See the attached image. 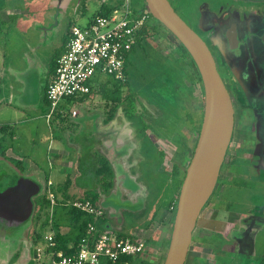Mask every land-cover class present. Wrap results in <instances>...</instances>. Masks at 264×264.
Here are the masks:
<instances>
[{
	"label": "rangeland",
	"instance_id": "374dc122",
	"mask_svg": "<svg viewBox=\"0 0 264 264\" xmlns=\"http://www.w3.org/2000/svg\"><path fill=\"white\" fill-rule=\"evenodd\" d=\"M79 1L0 0L1 6L17 8L23 13H21L23 16L22 23H20L18 29L7 28V33L0 35L1 41H4L5 57H7L3 60L4 64L1 68L10 70L9 67L12 66L25 72L27 71L25 69L39 65L44 76L53 52L59 48L60 41L67 37L69 28L73 25L85 24L88 20L87 14L94 15L93 7L88 9L86 15L82 16V14H79L80 11L77 12ZM169 1L176 13L203 38L215 56L218 71L232 96L236 113L234 136L224 167L220 172L217 187L208 201L209 204L202 210L198 219L199 223L193 232L185 264H241L239 254L243 252L250 255L252 260L257 257H263L264 259V216L258 215L255 219L254 217L248 219L249 211L255 207L264 208V168L256 167L258 166L257 158H255L253 163L250 161L249 155L251 152L246 149L251 144L245 138L241 125L240 104L234 92L235 90L241 91V89L238 87L237 79L232 76L229 69L233 63L231 57L223 47L222 53L214 47L217 18H221L222 15L226 18L233 13L235 18L242 19L245 5L242 4L243 0ZM140 8L141 2L132 3V9L139 10ZM222 9L225 12L221 14ZM252 10L255 12L253 8H248L247 12L250 13ZM151 21V25H156L158 31L160 30L161 32L157 35L149 30L144 42L145 52L143 48L137 47L134 52L128 55V69L131 71L134 87H131L132 90L127 87L119 89L121 100L135 89V93H133L136 113L141 116L144 123H151V119L154 118L155 120L159 114V109L156 110L154 107L156 97L159 99L166 98V94H169L171 89L166 74L164 75V80L167 82L165 88L163 81L161 83L159 81L160 78L157 79L156 76L161 74L162 68L167 66L163 60L167 57L176 59L175 61L178 63L183 53L179 49V43L173 36L163 26L159 25L158 21L153 17H151ZM215 40L219 41V38L217 37ZM183 62H179L181 67H178L176 76L180 79V82L187 86L192 96L197 99L194 105L196 108L194 117L199 121L203 113L201 83L198 77L195 76L193 67L189 65V60L186 59ZM3 78L1 91L5 92V94L1 92V95L7 96L11 94L13 97L11 107L23 112L24 117H34V120L24 122V124L21 123V125L19 122H15V126L9 125V128L0 132V145L6 147L4 152L0 150V191L14 185L21 176L35 180L40 184L41 190L34 198V213L24 227L17 230V233H12V230L7 229L0 230V232H3L0 235V264H9L16 261L18 254L14 253H19L23 249L24 235L27 230H30L28 239L31 240L32 237V245L30 242L28 244L29 263L49 264L50 254L47 253V242L41 240L39 248H42V251L36 252L37 244L33 243L35 232L40 235V238L48 233V228L45 230H40V228L42 226L46 227V225L42 224L45 220L49 222L48 219L52 213L54 218L56 217L55 219H63V225L59 230L67 232L69 227L64 223L68 216L65 212L69 208V202L62 196L61 191H58L59 187L56 184H47V176L50 173H52V176L57 175L59 181L66 178L65 174L71 171V159L78 149L77 146L68 142V134L71 133L74 134L75 138H81L78 136L81 133L80 130L82 132L91 131L95 127H98L97 130L101 131V135L106 134L109 136L111 134L106 140L105 138H100L97 157L107 158L115 171L114 188L109 192H104L98 187L99 198L97 204L103 208L104 217L111 225V230H117V233L120 232L122 234L128 233L126 235L123 234L124 237H134L145 241V251L142 254L143 257H141L151 264H162L172 229V217L174 215L172 207H174V200L177 198V185L179 180L182 179L192 157L198 137L197 127L195 126L194 129L183 127L181 133L175 130L171 132L170 136L162 128L155 127V132L146 130L147 136L152 140L153 147L157 148L155 153L149 144L148 148L141 145L142 142L145 144L147 140L142 139L141 142L138 137L140 132L138 130L135 131V127L138 126L132 123L131 119L124 117V108L127 103L118 105L115 118L117 123L111 122L109 123L111 125H104L101 121L115 106V103L113 100L105 99L100 92H91L83 100V104L77 101L76 105L71 103L68 104L67 108H64L68 110L71 106V108L77 109L78 116L70 118L71 122L69 124L72 128L68 130V128H61V126L53 127L55 133L63 136L59 137V142L63 143L62 145L64 146L63 148L60 145L58 146V151L62 150L58 160L62 161L66 171L63 173L54 169V171L51 170L52 172H50L46 161L47 143L44 147L38 145L32 147V138L38 143L36 136L39 137L47 131L43 108L39 105L36 108L21 106L18 101L20 89H14L12 86L16 77L9 76L6 73L2 76ZM103 80H107V78H103ZM116 91L118 89L112 87V85L105 89L107 93ZM185 93L187 92L185 91ZM12 112H14L12 109L0 104V127L4 123H12L9 121L17 119V116L20 115L18 112L15 114H12ZM93 116L96 118H93ZM85 117L89 118V120L86 123H82ZM52 119L50 120L51 123L54 126L57 125L58 120L53 117ZM124 121L127 124H124ZM11 129L15 132L19 130L20 135H22L18 142L19 150L15 149V152H11L13 149V142H11L13 131L9 132ZM124 130L126 133L123 132ZM171 138L174 139L175 144L172 143ZM80 143L85 145L90 143V140L86 141V139L82 138ZM136 144L138 148L135 151ZM141 146H144L142 151ZM157 150L163 151L164 157L162 160L157 156ZM245 153L248 157L243 159ZM136 160L138 161V166L136 165ZM33 164L37 169L40 170L41 168L43 171L33 172L35 168ZM174 165L179 172L178 178L172 177ZM238 175L242 176L241 180L236 179ZM128 177L136 181L138 186H133ZM80 182L82 184L86 183L84 179ZM50 192L53 195V204H51L49 199ZM106 201L107 203L105 204ZM131 205H135L136 208H132ZM142 212L143 220L138 217ZM207 216H211L209 220ZM215 221L227 223V228L218 230L221 233L225 231L227 234L222 236V240L213 241L211 245V239H207L200 230L211 229ZM245 224L246 228L237 230L238 227H245ZM255 226L259 230L257 228L254 229ZM104 227H106V224ZM219 227L222 228L223 226L220 224ZM133 230L138 231L134 233ZM203 238L205 239L204 245L202 243ZM238 238L242 239L240 244L235 242ZM149 239H152V242L148 244L147 240ZM207 244H209V247ZM214 247L215 249L213 250ZM220 252L224 254H219ZM233 253L236 254V260ZM246 257L248 256L246 255Z\"/></svg>",
	"mask_w": 264,
	"mask_h": 264
},
{
	"label": "water",
	"instance_id": "95a60500",
	"mask_svg": "<svg viewBox=\"0 0 264 264\" xmlns=\"http://www.w3.org/2000/svg\"><path fill=\"white\" fill-rule=\"evenodd\" d=\"M144 2L149 14L187 51L202 84V122L180 186L162 263L185 264L193 232L202 210L216 189L231 143L234 109L206 42L176 13L169 0ZM31 88L32 86L28 88L30 92ZM40 190V184L35 180L19 177L14 185L0 191V227L12 232L24 227L34 213V198Z\"/></svg>",
	"mask_w": 264,
	"mask_h": 264
},
{
	"label": "built area",
	"instance_id": "2783aa9c",
	"mask_svg": "<svg viewBox=\"0 0 264 264\" xmlns=\"http://www.w3.org/2000/svg\"><path fill=\"white\" fill-rule=\"evenodd\" d=\"M150 24L148 10L136 12L126 1L122 9L108 16H96L84 26H71L65 49L55 61L45 90L49 103L47 120L63 113L61 102L90 94L92 81L97 77L124 82L128 55L138 42L139 32ZM71 115L75 116L76 112L72 111ZM52 197L50 192L51 204ZM72 206L92 216L94 223L88 224L86 236L76 245L70 244V253L53 250V232L46 236L49 264H114L121 256L133 259L142 256L145 241L124 237L110 228L97 226L104 214L101 206L92 205L88 200L74 201ZM41 251L40 248L36 249L37 253Z\"/></svg>",
	"mask_w": 264,
	"mask_h": 264
},
{
	"label": "trees",
	"instance_id": "16d2710c",
	"mask_svg": "<svg viewBox=\"0 0 264 264\" xmlns=\"http://www.w3.org/2000/svg\"><path fill=\"white\" fill-rule=\"evenodd\" d=\"M139 1L141 2V8L139 10H134V11L141 12V11L147 10L144 0H139ZM120 5H121L120 3H116L115 6L111 8L107 5H102L100 9V14H98L97 16H108L113 11L118 10ZM150 17L152 16L150 15ZM158 24L161 25L159 22ZM149 30L153 34H157V35H159V32H161L160 30L158 31V27L156 25L150 24L149 26L146 27V29H143L142 31L139 32L140 37L136 45L132 48L131 52H134L137 47H141L144 50V46H145L144 42H145V38ZM178 46H179V49L183 51L181 58H179L178 60V63L175 61L176 59L165 57L163 61L167 64V66L162 68L161 74L156 75L157 79L160 78L159 81L161 83L163 81V85L165 88L167 85V82H165L164 80V75L166 74V77L168 78L169 83L171 85V89H170L171 93L169 92V94H166L167 97L164 99L163 98L159 99L158 97H156V100H155L156 103L154 107L156 108V110L159 109V114L155 118V120L154 118L151 119V123H144L141 119V116L136 113L135 97H134L135 89L134 91L129 93V95L126 96V98L121 100V93L119 89H123L127 87L130 90H132L131 87H134L133 78L131 77V71H129L128 69V58L124 66V73H125L124 82L113 81L109 78H107V80H103V78H106V77H102L101 79L97 77L96 79L92 81V84H91L92 86H91L90 93L93 91L100 92L105 99L114 101L115 108L113 109V111H115L119 107L118 105L127 103V105L124 108L125 117L127 119L129 118V120L131 119V122L138 126V127H135V131L138 130L140 132L138 134L139 140L141 142H142V139L147 140L145 144L142 142L141 145H144L145 147L147 146L148 148V144H149L151 146V149L155 153H156L157 148L155 149L153 147L152 140L147 136L146 130H151L152 132H155V127L162 128L165 130L166 133H168V136H170L171 132H174L175 130L181 133V129L183 127L194 129L196 126L197 133H199L201 122H202L203 113L199 121L196 120L194 117L195 115L194 110H196L194 105L197 102V99L192 96L187 86L183 82H180V79L176 76L178 74V67L180 66L179 62L181 61L185 62L186 59H188L189 65L193 67L195 76L198 77L200 83H201V80H200L198 71L195 67V64L190 58L187 51L184 49V47L181 44H178ZM54 62H55V58L54 59L52 58L49 63V73L50 74H52V72L54 71V66H55ZM182 69L185 71V68L183 66H182ZM47 85H48V81L44 85V92L47 88ZM110 85H112V87L114 88H117L118 91L112 92V93L105 92V89L110 87ZM201 87H202V84H201ZM185 91L187 93H185ZM89 95L90 94L79 97L77 99H83ZM202 96H203V91H202ZM45 101L47 105L49 106V103L46 100V97H45ZM106 121H109V120L107 119ZM8 127L9 126L7 124L2 125L0 127V132L5 131ZM156 131L158 130L156 129ZM78 139H82V137L74 138L73 141L78 142ZM88 139L92 141V139L90 138ZM171 141L172 143L175 144L174 139L171 138ZM144 146L140 147L141 151L143 150L142 148H144ZM78 147L82 150V152H80V155L76 157L73 170L71 171L70 174L67 175L65 182L62 185L58 186L59 187L58 191H61L62 196L65 197L69 202V206H68L69 208L65 212L69 216V219L67 216L66 221L64 223L65 225L69 227V230L66 233H60L59 228L63 225V219H58V218L55 219L56 217L54 218L53 213L48 219L49 222L45 220V222L42 224V225H46V227L42 226V228H40V230H45L46 228H48V230L53 232L54 242H55V247L53 248V250L55 251L60 250V251H63L64 253H70L72 251V249L69 248L70 244L76 245L83 237L86 236L88 224L94 223L92 216L87 215L77 210L75 207L72 206V203L77 200H80V201L88 200L92 205H98L97 204V201L99 198L98 187L101 188L104 192H109L114 188L115 172L111 164L109 163V161L105 157H101V158L100 156L97 157V155L93 154V152L91 151V147L86 144L84 146L83 144L80 143ZM0 150L4 152L6 150V147L3 145L2 146L0 145ZM157 151H158V155L157 154L156 155L162 160V158L164 157L163 151L161 150H157ZM184 175L182 179L179 180V184L177 185L178 186L177 187L178 188L177 197L179 194L180 186L182 184ZM172 177L174 178L179 177V172L175 165L173 166ZM82 179H84L86 183L82 184L80 182ZM176 202H177V198L174 200V207H172L173 213L175 212V209H176ZM106 203L107 201L105 202V204ZM208 204L209 202L206 204L204 208H206ZM138 217H141V219L143 220V212ZM173 217H172V220H173ZM106 223H107V220L103 214L99 218L97 222V226L104 227ZM198 223H199V220L197 222V225ZM151 242H152V239L147 240L148 244ZM168 242H169V239L167 241V246H168ZM106 264H112V263H106ZM114 264H150V263L147 262L146 260H143L141 256L135 259L131 257H127V256H121L119 260Z\"/></svg>",
	"mask_w": 264,
	"mask_h": 264
},
{
	"label": "crops",
	"instance_id": "0c3cea01",
	"mask_svg": "<svg viewBox=\"0 0 264 264\" xmlns=\"http://www.w3.org/2000/svg\"><path fill=\"white\" fill-rule=\"evenodd\" d=\"M126 1H129V4H130L131 7H132V3L133 2L134 3H140L139 0H80L79 1V5L77 6V8H78L77 12L80 11L79 14H82V16H84L88 12V9L90 7H93L94 15L93 14H87L88 20L85 22V24H82V25H79V26L86 25L94 17H96L98 14H100V9H101L102 5H107V6H109L111 8V7H114L116 3H120L121 5H120L119 9H122V7H123V5H124V3ZM21 13H22L21 10H19L17 8L3 7V6L0 5V35L1 36L4 35V33H7V30H6L7 28L13 27L14 29H18V27H20V23H22L21 21H22V17H23L22 16L23 13L22 14ZM89 15H90V18H89ZM15 33H17V32L15 31ZM67 39H68V34H67L66 38H64V39H62L60 41L59 48H57L53 52V54L51 56V59L55 58V61H56V59L63 53V51L65 49V45H66ZM56 55H57V57H56ZM6 58L7 57H5L4 41H1V39H0V96H1L0 97V104L6 105L7 108L12 109V111H14V112H12V114H15L17 112L20 114L19 116H17V119H13V120L9 121V122H12V123H4V124H7L8 126L9 125L10 126H15L16 125L15 122H19L20 125H21V123L24 124V122H29V121L31 122V121L34 120V117H32V118L31 117L30 118L24 117L23 112H21L19 110H16L15 108L11 107V105H12L11 101H13V97H12L11 94H8L7 96L1 95V92H2L1 91V83L4 80V78L2 79V76L7 73L9 76H15L16 77L14 79V82L12 83V86L14 87V89H18V90L20 89V91H19V95L20 96H19V100L18 101H19L21 106H23V107H32V108L35 107L36 108V106L39 105V106H42L41 108H43L42 110H43V114H44V119H45V124H46L47 131H46V133H43L39 137L36 136L38 143H36L34 141V139L32 138V147H36V145L44 147L46 145V143H47V146H46V148H47L46 161H47V165H48L49 171L52 172L51 170L54 171V169H55V170H60V172L64 173L66 171V168L64 167V164L62 163V161L58 160L59 154L62 152V150L58 151V146L60 145V147L62 146V148L64 146V145H62L63 143L59 142V137L61 138L63 136L62 135H58L57 133H55V131L53 130V127L61 126V128L62 127L63 128H68V130H69V128H72L70 126V124H69L71 122L70 118H72V117L76 118L78 116L77 109L76 108H71V106H70V108L68 110H65L64 108L65 107L67 108L69 106L68 104H71V103L76 105V103H78L77 101H79V103L83 104V100H85L86 97L83 98V99H77V98L73 99V100L69 99L66 102H63L64 104L62 103V105H60L61 109L63 110V113L56 114L53 117L54 119L58 120V124L54 126V124H52L51 121H50L52 118H50L49 121L47 120L48 105H47V103L45 101V92H44V85H45V83L47 81H49L50 77L53 74V72H52V74L49 73V65H48L47 70H45V72H44L45 73L44 76L42 74V70H41L39 65H37L36 67L34 65L31 68L25 69V70H27L25 72L23 70L22 71L17 70L16 68H13L12 66L9 67L10 70H4L5 68H1V66L4 64L3 60L6 59ZM28 65L31 66L30 64H28ZM29 86H32L31 92L28 89ZM39 89H40V91H39ZM2 94H5V92H2ZM65 104H67V105H65ZM114 108H115V106H113V108L107 113V116L103 119V121H101L102 124L111 125V124H109L111 122H113L114 124L117 123L115 118H116V113H117L118 108L115 111H113ZM72 111L76 112L75 116L71 115ZM93 118H96V117L93 116ZM107 119L109 121H106ZM88 120H89V118L85 117L82 120V123H86ZM124 124H127V122L124 121ZM97 128L98 127H95L91 131H83V132H82V130H80L81 133L78 134V136H80V137H82L84 139H88V138L92 139V141H90V143L89 144L87 143L86 145L91 147V151L95 155H97L100 138H105V140H106V139L109 138V136H111V134H109V136H107L106 134L101 135L100 134L101 131H98ZM12 131H13V135H12L13 139H12L11 142H13V149H12L11 152H13V151L15 152V149L19 150V143L18 142H19L20 137L22 135H20L19 130L17 132H15L14 130L11 129L9 132H12ZM18 132H19V134H18ZM123 132L126 133L125 130ZM74 138H75L74 134H71V133L68 134V142L70 144H73V145L77 146V148H78L77 152L74 153V156L71 159V162H72V164H70V165H72L71 168H70L71 171L74 168L76 157H78L80 155V152H82V150L78 147V145H80V141L82 139H78V142H75V141H73ZM14 142H15V144H14ZM20 147H21V145H20ZM137 148H138V145L136 144L135 151H136ZM139 150H140V148H139ZM139 150H138V153H139ZM134 159H136V158L134 157ZM137 162L138 161L136 160V165L138 166ZM34 167H35V165H34ZM40 170H42V169L40 168ZM40 170L35 167L33 172H36V171L37 172H41ZM71 171L66 173L65 176L67 177V175L70 174ZM61 180L62 181L58 180L57 175L52 176V173L48 174L47 179H46L48 185H53V183H54V185L56 184L57 186L62 185L65 182L66 178L64 180L63 179H61ZM128 180L130 182H132L133 186H138V183L136 181L132 180L131 177H128ZM132 185H130V186H132ZM131 207L132 208H136L135 205H131ZM210 212H211V210H210ZM207 217H208L207 219L209 220V218L211 216H207ZM106 228H111V225L108 223V220H107V223H106ZM59 231H60V233H66V232H64V230H59ZM136 231H138V230H133L134 233ZM139 231L141 232V230H139ZM200 231H202V233H204L203 235L206 236L207 239H209V240L211 239V245H212L213 241L222 240L223 239L222 236L227 234V232L225 233V231H223L222 232L223 235H222V233L218 232V230H213L212 231V230L206 229V230H200ZM116 232H117V230H116ZM50 233H51V231L48 230V233L43 235L40 238L39 235L36 234V232H35V238L33 240L34 241L33 243H35V245L37 244L36 245L37 248H39V246L41 245V240L42 241H46L45 237L48 236ZM123 234L126 235L128 233H123ZM123 234L120 233L119 235L123 236ZM25 238H27L28 242L32 243V237H31V240H29L28 237H25ZM204 241H205V239L203 238V241H202L203 245H204ZM207 246L209 247V244H207ZM40 249H42V248H40ZM214 249H215V247L213 248V250ZM214 253H215V251H214ZM14 254H18L17 259H16V261L11 262L9 264H30L29 263L30 254L27 253L25 250H21L19 253H14ZM219 254H224V253L220 252ZM143 260H145V259H143Z\"/></svg>",
	"mask_w": 264,
	"mask_h": 264
},
{
	"label": "flooded vegetation",
	"instance_id": "af4514ba",
	"mask_svg": "<svg viewBox=\"0 0 264 264\" xmlns=\"http://www.w3.org/2000/svg\"><path fill=\"white\" fill-rule=\"evenodd\" d=\"M242 4L246 7L243 8L242 19L235 18L233 13L226 18L224 15H222L221 18H217V27L215 28L217 36L215 35L214 37V47L221 53L223 47L231 57L233 63L229 69L232 76L237 79L238 87L241 89V91H234L237 96L238 103L240 104L239 115L241 117V125L245 138L248 139V143L251 144L246 149L251 152L249 155L250 161L253 163L255 158H257L258 166L256 167L264 168V0H243ZM248 8L255 9V12L252 10L250 13H248ZM224 12L225 10L222 9L221 14ZM217 37L219 38V41L215 40ZM224 65H226V63H224ZM229 95L231 98L232 96L230 93ZM231 102L234 109V128L231 138L232 142L235 131L236 113L232 98ZM230 145L228 147L226 156L228 154ZM253 155L255 156L253 157ZM247 157L248 155L245 153L243 159H246ZM225 159L222 165L223 167ZM241 178L242 176L240 175L236 177L237 180H241ZM234 182L236 181L234 180ZM263 211L264 208L260 209L255 207L253 210L249 211L248 219H251L252 217L255 219V217L258 215L263 217ZM213 223L214 228H209V230H224L227 228V223L224 224V222L220 223L217 221ZM220 224L223 226L222 228L219 227ZM241 228H246V224L245 227H238L237 230ZM255 228L258 229L257 226H255L254 229ZM0 230H5V228L0 227ZM17 232L18 231L16 230L12 233ZM28 232L30 233V230L26 231L24 235L25 237H28ZM2 233L3 232H0V235H2ZM25 237L22 250H25L27 253H29V242ZM235 242L240 244L242 239L238 238ZM30 244L32 245V243ZM234 255L236 260V254ZM239 255L241 264H263L264 261L263 257H257L255 260H252V257L244 252ZM246 255L248 257H246Z\"/></svg>",
	"mask_w": 264,
	"mask_h": 264
}]
</instances>
